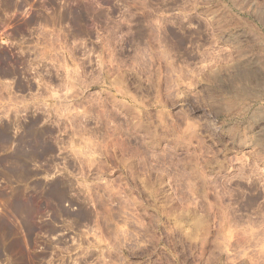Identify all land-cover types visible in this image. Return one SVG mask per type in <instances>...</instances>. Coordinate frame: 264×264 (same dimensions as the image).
Wrapping results in <instances>:
<instances>
[{
	"label": "rangeland",
	"instance_id": "rangeland-1",
	"mask_svg": "<svg viewBox=\"0 0 264 264\" xmlns=\"http://www.w3.org/2000/svg\"><path fill=\"white\" fill-rule=\"evenodd\" d=\"M5 126L0 264H264V0H0Z\"/></svg>",
	"mask_w": 264,
	"mask_h": 264
},
{
	"label": "bare ground",
	"instance_id": "bare-ground-1",
	"mask_svg": "<svg viewBox=\"0 0 264 264\" xmlns=\"http://www.w3.org/2000/svg\"><path fill=\"white\" fill-rule=\"evenodd\" d=\"M15 126V125H14ZM18 126V125H17ZM30 126V125H29ZM35 126V125H34ZM39 127V126H38ZM17 128H19V127H17ZM26 128V127H25ZM9 129H10V127L9 126H5V127H2L1 129H0V147L1 146H5V147H7V144L9 145V143H12L13 142V139H14V137H11L10 135H9ZM25 132V131H24ZM48 132H50V131H48ZM29 134H30V136H29V138L30 139H32V142L33 143H35V144H37L38 142H39V139L40 138H42L43 136H42V132L41 131H37V130H34V128H30V130H29ZM42 136V137H41ZM16 139V138H15ZM8 147H10V146H8ZM4 148V147H3ZM21 148V147H20ZM3 151V150H2ZM21 151V150H20ZM24 151V150H23ZM46 153V152H45ZM11 154V153H10ZM22 155V157H21V159L23 160V161H31L32 159H34V153H31V152H29V153H22L21 154ZM45 155V154H44ZM16 159V158H15ZM20 159V160H21ZM10 160V159H9ZM22 161V162H23ZM34 161H36V160H34ZM24 163V162H23ZM22 163V164H23ZM21 164V163H20ZM20 166V165H19ZM25 166V165H24ZM17 168L15 167L14 168V170H16ZM21 169V168H20ZM23 169V168H22ZM21 169V170H22ZM12 171H13V169H12ZM19 171V170H18ZM13 172H15V171H13ZM16 173V172H15ZM15 173H14V175H15ZM23 174H24V172H23ZM13 175V174H12ZM18 175V172L16 173V175L15 176H17ZM8 176V175H7ZM7 176H6V178H7ZM27 176H28V174H27ZM24 177H25V175H24ZM12 178V177H11ZM11 178H10V182H11ZM8 179V178H7ZM13 180V179H12ZM8 180H6V182H7ZM20 181V180H19ZM24 181V180H23ZM58 188V187H57ZM15 191H17V190H15ZM19 191V190H18ZM17 191V192H18ZM22 191V190H21ZM20 193V192H19ZM16 195V194H15ZM20 195V194H19ZM18 195V196H19ZM17 196V195H16ZM13 197V196H12ZM15 197V196H14ZM22 197V196H21ZM17 198V197H16ZM15 198V199H16ZM20 198V197H19ZM16 199L15 200V203H14V208H15V210H13V211H16V212H18V213H24L25 215H26V217H27V221H30V218H31V216H32V214L33 213H35L34 212V210H33V208L31 207V206H29V205H26V204H24L23 202H21L20 201V199ZM14 201V200H13ZM24 201V200H23ZM32 203V202H31ZM13 204V203H12ZM30 205H32V204H30ZM33 206V205H32ZM34 207V206H33ZM42 208V207H41ZM36 210H37V208H36ZM12 214V213H11ZM20 215V214H19ZM18 215V216H19ZM87 215V214H86ZM20 217V216H19ZM33 223V222H32ZM1 224V223H0ZM3 224V223H2ZM1 224V225H2ZM26 224H28V223H26ZM7 225V224H6ZM30 225V224H29ZM3 226V225H2ZM2 226H0L1 228H2ZM5 227H7V226H5ZM29 227V226H28ZM0 228V229H1ZM50 228V227H49ZM3 229L4 228H2V232H3ZM11 229V228H10ZM5 231V230H4ZM9 232H10V230H9ZM9 232H7L6 231V235H8L9 234ZM14 232V231H13ZM16 233V232H15ZM10 235V234H9ZM1 238V237H0ZM5 238V237H4ZM1 240V239H0ZM4 242V241H3ZM8 243V242H7ZM1 245H2V243L0 242V248H1ZM10 245V244H9ZM13 246V245H12ZM6 247V246H5ZM4 247V248H5ZM11 248V247H10ZM12 248H14V246L12 247ZM16 248V247H15ZM5 250V249H4ZM1 251V250H0ZM3 251V250H2ZM9 253V252H8ZM3 254V253H2Z\"/></svg>",
	"mask_w": 264,
	"mask_h": 264
}]
</instances>
